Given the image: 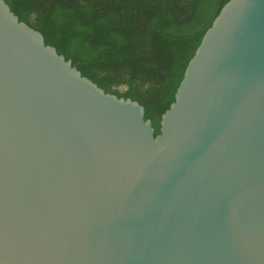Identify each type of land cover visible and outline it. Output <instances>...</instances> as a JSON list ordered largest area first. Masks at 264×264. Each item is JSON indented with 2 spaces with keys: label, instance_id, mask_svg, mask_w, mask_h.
<instances>
[{
  "label": "water",
  "instance_id": "95a60500",
  "mask_svg": "<svg viewBox=\"0 0 264 264\" xmlns=\"http://www.w3.org/2000/svg\"><path fill=\"white\" fill-rule=\"evenodd\" d=\"M155 135L0 0V264H264V0H229Z\"/></svg>",
  "mask_w": 264,
  "mask_h": 264
},
{
  "label": "trees",
  "instance_id": "16d2710c",
  "mask_svg": "<svg viewBox=\"0 0 264 264\" xmlns=\"http://www.w3.org/2000/svg\"><path fill=\"white\" fill-rule=\"evenodd\" d=\"M229 0H6L106 92L145 107L155 135L186 67Z\"/></svg>",
  "mask_w": 264,
  "mask_h": 264
}]
</instances>
